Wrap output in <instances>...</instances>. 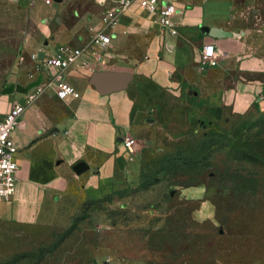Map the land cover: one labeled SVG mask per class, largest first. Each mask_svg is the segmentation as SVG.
I'll return each instance as SVG.
<instances>
[{"label": "crops", "instance_id": "1", "mask_svg": "<svg viewBox=\"0 0 264 264\" xmlns=\"http://www.w3.org/2000/svg\"><path fill=\"white\" fill-rule=\"evenodd\" d=\"M77 1L14 0L22 6L31 3V20L41 23V58L57 55L63 46L80 47L105 26V6L99 0L85 9ZM167 1L179 8L174 16L178 33L155 23L135 2L110 28L111 44L97 49L101 60L85 52L68 72L79 97L62 100L50 87L31 102L26 100L31 94L11 103L0 98V118L16 102L26 107L13 131L19 146L17 189L11 199L0 201V220L34 222L73 185L95 194L129 187L141 172L137 145L147 131L159 128L181 139L222 121L228 111L241 112L261 102L263 63L247 52L242 40L247 13L260 0ZM212 26L233 36L215 38L201 32V27ZM204 45L214 51L216 66L204 63ZM94 72L128 77L123 88L103 92L91 82ZM49 75L45 70L34 79L46 81ZM126 137L135 139L133 152L125 145ZM80 160L88 169L77 174L73 166ZM175 192L208 209L207 185Z\"/></svg>", "mask_w": 264, "mask_h": 264}, {"label": "rangeland", "instance_id": "2", "mask_svg": "<svg viewBox=\"0 0 264 264\" xmlns=\"http://www.w3.org/2000/svg\"><path fill=\"white\" fill-rule=\"evenodd\" d=\"M92 2L77 1L83 9ZM31 8L0 0V98L7 103L43 82L34 78L45 37ZM242 36L264 67V0L249 9ZM259 99L181 139L159 128L144 133L141 172L129 187L95 194L73 185L34 222L0 220V264H264V94ZM193 153L208 159L190 167L181 159ZM199 169L198 177L183 174ZM200 184L211 189L208 209L175 192Z\"/></svg>", "mask_w": 264, "mask_h": 264}, {"label": "built area", "instance_id": "3", "mask_svg": "<svg viewBox=\"0 0 264 264\" xmlns=\"http://www.w3.org/2000/svg\"><path fill=\"white\" fill-rule=\"evenodd\" d=\"M52 1V0H48ZM138 2L139 6L152 15L153 21L160 26L167 28L172 34H177V23L174 16L179 12L177 5L167 0H99V4L105 6L101 16L103 28L91 34L89 40L80 47L63 46L57 55L47 56L39 59L41 72L48 70L51 75L36 87L34 94L26 98L31 102L37 96L43 94L47 89L53 87L57 96L62 100L79 97V92L67 80V74L78 65L79 58L90 52L98 60L97 49H106L112 41L110 28L114 26L119 14L129 9L132 4ZM202 59L206 66L213 67L217 64L214 51L209 45H204ZM25 104L16 102L11 109L0 118V201L11 199L16 192L18 183L19 164L17 153L18 143L13 137V131L25 111ZM125 145L130 152L135 150L134 138L126 137Z\"/></svg>", "mask_w": 264, "mask_h": 264}, {"label": "water", "instance_id": "4", "mask_svg": "<svg viewBox=\"0 0 264 264\" xmlns=\"http://www.w3.org/2000/svg\"><path fill=\"white\" fill-rule=\"evenodd\" d=\"M201 32L209 34L215 38H224L233 36L230 31H225L217 27H201ZM123 77V79H122ZM128 76H122L110 72H94L91 82L95 84L103 92L121 89L124 87ZM88 169V164L84 160H80L73 166V170L80 174ZM105 264H108L107 262Z\"/></svg>", "mask_w": 264, "mask_h": 264}, {"label": "trees", "instance_id": "5", "mask_svg": "<svg viewBox=\"0 0 264 264\" xmlns=\"http://www.w3.org/2000/svg\"><path fill=\"white\" fill-rule=\"evenodd\" d=\"M194 154H196V153H193L190 155L191 156V157H189L190 159H181V160H183L184 162L187 161L188 164L190 163V167H194V166L199 167V166H202L203 162H205L208 159V156L206 154H199V153L196 155H194ZM162 171H166L167 173H169L168 170H162ZM201 172H202V169H199V173L184 171L183 174L187 177H190L191 175L198 177L201 174ZM141 178H143V174H141ZM196 181H197V179L193 180L192 182H196ZM187 186H190V185H187Z\"/></svg>", "mask_w": 264, "mask_h": 264}]
</instances>
